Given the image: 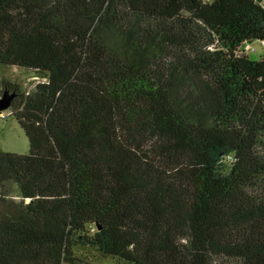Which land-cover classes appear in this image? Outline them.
<instances>
[{"label":"trees","instance_id":"1","mask_svg":"<svg viewBox=\"0 0 264 264\" xmlns=\"http://www.w3.org/2000/svg\"><path fill=\"white\" fill-rule=\"evenodd\" d=\"M263 1L0 0V264H264Z\"/></svg>","mask_w":264,"mask_h":264},{"label":"rangeland","instance_id":"2","mask_svg":"<svg viewBox=\"0 0 264 264\" xmlns=\"http://www.w3.org/2000/svg\"><path fill=\"white\" fill-rule=\"evenodd\" d=\"M252 49H256L253 55L255 59H258L263 53V47L259 43H254ZM252 49L247 48L246 51H251ZM2 81L9 84H17L22 93H30L37 84L45 82L44 79L34 76L25 69L0 66V90L2 89ZM12 95V93H8L7 97ZM2 97L3 95L0 96V98ZM10 114V107L0 112V151L25 155L29 152L28 139L15 118ZM91 263L116 264L113 260L105 258H92Z\"/></svg>","mask_w":264,"mask_h":264},{"label":"water","instance_id":"3","mask_svg":"<svg viewBox=\"0 0 264 264\" xmlns=\"http://www.w3.org/2000/svg\"><path fill=\"white\" fill-rule=\"evenodd\" d=\"M7 95H8V92L5 91L3 94V97L0 98V112H1V110L10 107V103H11V100L13 99L14 95H12L13 97L12 96L7 97Z\"/></svg>","mask_w":264,"mask_h":264}]
</instances>
